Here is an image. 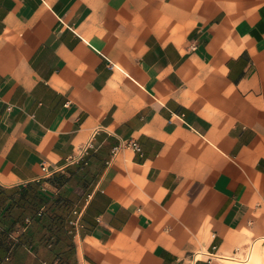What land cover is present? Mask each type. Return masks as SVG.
<instances>
[{
  "label": "crops",
  "instance_id": "1",
  "mask_svg": "<svg viewBox=\"0 0 264 264\" xmlns=\"http://www.w3.org/2000/svg\"><path fill=\"white\" fill-rule=\"evenodd\" d=\"M31 188L73 251L10 264H264V0H0V216Z\"/></svg>",
  "mask_w": 264,
  "mask_h": 264
},
{
  "label": "trees",
  "instance_id": "2",
  "mask_svg": "<svg viewBox=\"0 0 264 264\" xmlns=\"http://www.w3.org/2000/svg\"><path fill=\"white\" fill-rule=\"evenodd\" d=\"M84 169L87 166H83ZM60 183H65L68 178L59 174ZM44 193V192H43ZM11 195L6 193L4 190H0V206L6 204V201L10 199ZM18 202L22 201V208L17 212V217H13L14 220H10L8 208L5 210L4 214L0 216V264H10L9 261L13 252L16 249V246L12 245L10 241V232L12 227L16 223H20L25 227V237L27 238L25 243L29 242L28 238L34 236V229L31 225H39L42 228H47L42 236L40 241L43 242L50 251H55L57 246L62 244L67 245L73 251V226L69 225L71 221V207L68 203L63 202V199L58 198L53 201L52 214H46L41 211L43 206H46L49 202L42 195L40 190L31 188L28 189L27 193L21 194ZM13 203L9 206L12 207ZM33 218H30V216ZM48 216V217H47ZM30 218V219H29ZM29 219V221H27ZM47 219H50V223L47 224ZM9 221V223H8ZM70 251V252H71ZM62 259V258H61ZM39 264H51L48 260H42ZM59 264H76L73 261L69 262H60Z\"/></svg>",
  "mask_w": 264,
  "mask_h": 264
},
{
  "label": "built area",
  "instance_id": "3",
  "mask_svg": "<svg viewBox=\"0 0 264 264\" xmlns=\"http://www.w3.org/2000/svg\"><path fill=\"white\" fill-rule=\"evenodd\" d=\"M132 145L137 149V150H139V147H138V145L136 144V143H132ZM119 150V147H116V148H114V150H113V154H116V152ZM43 170L45 171L46 169H45V167H43ZM75 214V216H76V219L75 220H72L70 223H71V225H74V226H76V225H78L79 224V218H80V213L79 212H75L74 213ZM205 255H207V254H205ZM209 258L211 257L210 255H207ZM211 259V258H210ZM209 259V260H210Z\"/></svg>",
  "mask_w": 264,
  "mask_h": 264
}]
</instances>
